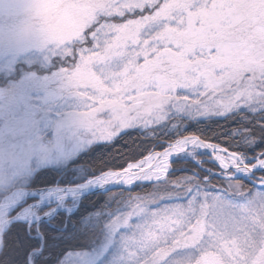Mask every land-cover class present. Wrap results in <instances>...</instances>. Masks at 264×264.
I'll use <instances>...</instances> for the list:
<instances>
[{
  "label": "snow or ice",
  "instance_id": "1",
  "mask_svg": "<svg viewBox=\"0 0 264 264\" xmlns=\"http://www.w3.org/2000/svg\"><path fill=\"white\" fill-rule=\"evenodd\" d=\"M38 44L91 144L86 187L56 194L79 219L36 208L52 258L32 264H59L60 232L109 235L112 264H264V0H48Z\"/></svg>",
  "mask_w": 264,
  "mask_h": 264
},
{
  "label": "rangeland",
  "instance_id": "2",
  "mask_svg": "<svg viewBox=\"0 0 264 264\" xmlns=\"http://www.w3.org/2000/svg\"><path fill=\"white\" fill-rule=\"evenodd\" d=\"M60 69L59 61L36 45L0 53V206L11 194L24 195L6 218L19 212L25 218L17 222L29 223L31 227H34L31 221L35 209L43 204L48 206L52 221L61 213L67 217L74 214L84 199L64 201L56 195L65 186H73L70 181L75 186L82 184L79 177L84 175V165L73 161L91 144L87 129L78 119L82 100L68 89ZM156 150L162 151L161 148ZM45 167L58 171V179L48 187L31 186L33 177ZM245 183L252 186L250 181ZM43 188L48 191L44 193ZM34 228L41 247L30 254V264L34 261L33 255L43 248L40 228ZM97 238L91 249L68 252L59 264H112L118 247L107 234Z\"/></svg>",
  "mask_w": 264,
  "mask_h": 264
},
{
  "label": "trees",
  "instance_id": "3",
  "mask_svg": "<svg viewBox=\"0 0 264 264\" xmlns=\"http://www.w3.org/2000/svg\"><path fill=\"white\" fill-rule=\"evenodd\" d=\"M188 131L194 132L195 128L189 127ZM137 142H139V141H137ZM116 145H117V147H120L121 142L119 140H117ZM123 146L125 148L127 147L126 144ZM224 146L227 147V145H224ZM89 150H90V148L87 151H89ZM87 151H85L84 153L79 155V157L76 160H74L73 163L74 164L82 163L83 162L82 157H84V155ZM73 163H71V164L73 165ZM180 174H182V173H179V172L176 173V175H180ZM59 175H60V173H58V171H56L55 169L50 168V167H45L43 169H40L36 173V175L33 177V180L31 182V186H35V187H39V188L45 187V186H47V187L51 186L58 179ZM60 183H63V182H60ZM214 183H215V181H214ZM149 187L150 186H144V189L147 190ZM133 191L134 192H140L141 187L138 186L135 189H133ZM97 195L98 194H92L90 196V198L91 199H97ZM103 199H104V197L100 196L98 202L102 203ZM83 204H84V199L82 200L78 210L74 214L67 217L65 215V213H61L55 219H64L66 221L78 220L79 214L81 211V207L83 206ZM91 210L92 209L89 208V211H91ZM55 219H53L52 221H54ZM40 233L43 236V248H42L41 252L34 254L33 257H34V260L35 259L49 260L52 258V253H51V251H49L50 245L48 243V233L45 230H43L42 228H40ZM53 235H55L58 239H64L65 241H68V242L64 243L63 245H61L60 248L58 249V251H60L62 253H68L71 251L89 250L93 247L92 246L93 242H96V240H98L97 236H91V237L84 238V239H78V238H75L71 234L66 235L64 232L54 233ZM3 236H4V240L6 242V248H5L4 255L0 256V262H2V264H19L17 257L20 256L21 252L23 251V248L21 247L22 241L35 242L34 245L30 249V254L32 253L33 250H38V248L41 247V242H40L39 237H37V231L35 230V228L31 227L30 229H28L27 224L22 223V222H14L13 226L11 228H9L7 230V232H5L3 234ZM65 255L66 254L61 255L59 261ZM28 259H29V257H28Z\"/></svg>",
  "mask_w": 264,
  "mask_h": 264
},
{
  "label": "clouds",
  "instance_id": "4",
  "mask_svg": "<svg viewBox=\"0 0 264 264\" xmlns=\"http://www.w3.org/2000/svg\"><path fill=\"white\" fill-rule=\"evenodd\" d=\"M47 3L48 0H0V53L17 51L32 45L42 49L48 46L38 44Z\"/></svg>",
  "mask_w": 264,
  "mask_h": 264
},
{
  "label": "bare ground",
  "instance_id": "5",
  "mask_svg": "<svg viewBox=\"0 0 264 264\" xmlns=\"http://www.w3.org/2000/svg\"><path fill=\"white\" fill-rule=\"evenodd\" d=\"M33 193V192H31ZM56 193H51V195H55ZM24 195L21 194H11L9 196H7L5 198V200L2 202L1 206H0V233H2L3 229L5 228V224L10 220L11 218L14 219L16 222L17 221H21V219H24L25 216L20 215L19 212L17 213L18 215H12V217L10 219L6 218V214L9 212V210L11 208H13L15 205H17V203L19 202V200L23 197ZM80 197L79 195L76 196ZM18 219V220H16ZM14 223V221L12 222ZM23 223V222H22ZM28 226V229L31 228V224L29 223H25ZM8 230V229H7Z\"/></svg>",
  "mask_w": 264,
  "mask_h": 264
},
{
  "label": "water",
  "instance_id": "6",
  "mask_svg": "<svg viewBox=\"0 0 264 264\" xmlns=\"http://www.w3.org/2000/svg\"><path fill=\"white\" fill-rule=\"evenodd\" d=\"M67 187L71 190V189H77V188L86 187V184H85V183H82V184H80V185H78V186H74V187H73V186H67ZM43 189H45V188H43ZM86 194H87V193H86ZM80 198H83V196H80ZM39 200H40V196H39ZM13 221H15V220L11 218V221H10V222L12 223ZM10 222H9V223H10ZM8 227H9V226H7L6 228L3 229L2 234L5 233V232L7 231ZM5 230H6V231H5Z\"/></svg>",
  "mask_w": 264,
  "mask_h": 264
}]
</instances>
